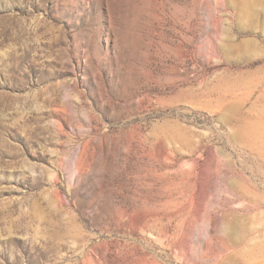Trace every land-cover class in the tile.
<instances>
[{
    "label": "rangeland",
    "instance_id": "obj_1",
    "mask_svg": "<svg viewBox=\"0 0 264 264\" xmlns=\"http://www.w3.org/2000/svg\"><path fill=\"white\" fill-rule=\"evenodd\" d=\"M0 264H264V0H0Z\"/></svg>",
    "mask_w": 264,
    "mask_h": 264
}]
</instances>
